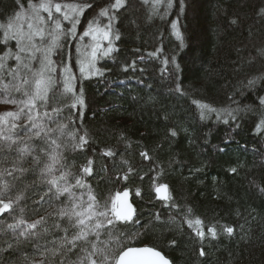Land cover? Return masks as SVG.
I'll return each mask as SVG.
<instances>
[{"label":"trees","instance_id":"trees-1","mask_svg":"<svg viewBox=\"0 0 264 264\" xmlns=\"http://www.w3.org/2000/svg\"><path fill=\"white\" fill-rule=\"evenodd\" d=\"M21 2L26 6L28 0ZM54 2L92 4L93 8L79 16L77 38L61 41L53 49L55 98L49 111L52 107L62 111L52 114L54 123L43 116L41 122L52 128L65 124L67 133H86L88 144L76 147L78 135L72 139L57 132L52 137L60 145L55 149L60 164L54 174H68L61 187L73 185L69 193L59 194L54 188L49 193L51 176L41 174L48 162L44 154L33 153L40 156L39 167L30 157L17 165L26 171L14 172L18 177L14 181L8 178L14 183L9 197L22 198L14 211L0 216V264H33L45 248L63 242L65 229L70 239L74 230L58 213L74 199L83 197L86 202L91 191L103 201L124 190L131 195L140 226L119 228L131 233L123 246L154 247L172 264H264V104L260 102L264 98V0H182L183 7L181 0H125L126 7L116 11L112 21L115 50L107 56L97 54L95 66L103 75L80 73V61L88 57L92 43L89 36L79 37L90 22L107 26L108 20L99 13L102 8L111 9L115 0ZM15 11L16 0H0V25H6ZM9 49L15 53V42H5L0 35V53ZM5 60L7 66L15 64L6 55ZM40 66L39 61L29 62L33 71ZM65 66L76 77V96L83 90V105L71 107L76 96L62 94L69 74L63 71ZM10 80H0V113L20 107L3 102L22 98ZM25 121L21 115L15 122ZM4 127L7 132L8 126ZM170 130L177 135L172 137ZM14 131L18 134L14 139L28 140L33 135L21 128ZM29 143L44 146L42 140ZM108 149L116 155L105 156ZM143 151L151 160L141 157ZM6 157L9 163L0 164V169L12 168L15 147ZM89 160L90 176L82 171ZM128 167L134 172L127 181L115 179ZM232 168L237 172H231ZM76 177L85 187L75 186ZM158 184L169 186L171 200L157 198L154 187ZM156 213L159 221H154ZM40 217L44 221L36 236H18L26 224L7 228ZM197 219L203 222V240L196 236L201 227ZM229 226L234 228L232 234L224 231ZM209 227L216 228L214 238L207 232ZM200 248L205 251L203 257ZM79 255V249L73 250L65 264H73ZM55 260L49 253V264Z\"/></svg>","mask_w":264,"mask_h":264},{"label":"snow or ice","instance_id":"snow-or-ice-1","mask_svg":"<svg viewBox=\"0 0 264 264\" xmlns=\"http://www.w3.org/2000/svg\"><path fill=\"white\" fill-rule=\"evenodd\" d=\"M16 4L17 11L12 13V17L8 23L6 25H0V28H3L0 35H3L5 42L11 40L16 44L15 53L10 49L7 50L6 54L0 53V73H3V76H0V80L5 77H11L9 85L22 97L19 100L7 98L3 101L4 103L18 104L20 106L18 111L0 113V164L9 163L6 153H10L13 147H15L17 153V159L12 162L13 166L11 169H0V216L14 211V204L22 198L20 195H17L15 199L9 197V193L14 188V183H10L8 178H12L14 181L18 179V177L14 176V172L23 173L26 171V169L17 167V165L25 163L28 157L35 162L37 167L42 163L40 156L33 155V153H42L47 156L48 162L44 163L41 174L51 176V179L47 181L50 186L49 193L52 192L53 188L59 194L69 193L71 187H73L71 184L61 187V182H67L68 180V174L66 172H60L59 176L54 174L56 165L60 164V157L55 149L59 148L60 145L52 137L57 132L61 136H64L67 133L68 126L61 123L56 128L47 127L41 122V116L47 118L50 124L54 123L52 114L58 115L62 111L58 107H52L49 111L50 102L55 98L51 75L55 69L51 67L54 61L50 58L53 49L58 48L61 41H67L69 38H77L76 29L80 22L79 16L83 14L85 9L93 8L92 4H85L81 7L78 4L73 6L56 3L54 0H39L38 3H34L33 0H28L26 6L21 0H16ZM181 6L183 7L182 0ZM124 7H126L125 0H115V3L111 5V9L102 8L100 10V16L106 18L108 24L102 32L97 28L95 33H99V40L107 41L108 46L105 48L102 43L97 42L91 48L90 57L80 61L81 66L79 71L82 75L85 72L90 75H103L95 66L97 54L101 53L107 56L115 50L112 44V21L115 18L114 13ZM63 21L71 24V27L67 31L64 30ZM235 22L233 21V23ZM89 28H91V22ZM89 35H92L94 40L97 39V35L89 30H86L79 38L83 39V37ZM116 39H119V36H116ZM38 53L40 56L37 55ZM5 55L7 59L14 60L15 64L7 66ZM261 55H264V50H261ZM30 61H39L40 68L33 71L29 67ZM134 65L135 61L133 62ZM63 71L69 74L63 81L62 94L76 96V88L73 84L76 77L71 74L69 66H65ZM249 83H252V81H249ZM56 86H59V82H57ZM6 90L7 86L5 88ZM50 93L51 96L49 95ZM82 97L83 90L81 89L79 96H76L75 102L71 107L83 105L84 101ZM260 102L264 104V98H261ZM41 108L44 109L42 114L40 111ZM213 111L215 110L213 109ZM21 115L26 117L25 124L15 122L20 120ZM229 115L233 114L230 112ZM233 118L235 117L233 116ZM10 120L12 121L11 123ZM4 126H8L7 132ZM17 128H21L24 131H31L33 135L28 137V140L20 138L14 139V135L18 137V134L14 131ZM67 135L72 139H76L78 133H67ZM170 135L175 137L177 133L175 130H170ZM86 137V133L84 135H78L79 143L76 147L82 149L88 144ZM33 139L42 140L44 146L39 147L33 143H29ZM104 155L115 156L116 153L108 149ZM140 155L145 160H151L147 151L141 152ZM91 165L92 161L89 160L88 166L82 168L83 173L89 176L92 175L93 169ZM230 171L236 173L237 169L232 168ZM133 172L134 169L128 167L127 171L122 174L118 173L115 179L127 181L129 174ZM75 186L82 188L85 187V183L81 178L76 177ZM168 189L169 186L167 184L156 185L154 191L157 194V198L165 201L171 200L172 196ZM128 195V190H124L123 193L117 192L115 196L110 195L108 199L101 201L89 191L86 202L83 200V197H80L78 200L74 199L70 203V207L61 209L58 213L61 219L66 218L68 220L74 230V234L69 239L68 230L65 229L63 242L58 247L52 249L45 248L40 253L41 258L34 259L33 264H49V253L51 257L56 258L55 264H65L67 255L73 253V250L76 249H79L82 255L77 256L73 264H171V261L161 251L155 248H132L123 246V239H130L131 233L119 232V228L122 226H140V220L135 218L132 205L127 203ZM137 195H139V190H137ZM41 200H43V197H41ZM160 219V214L156 213L154 221H159ZM43 221V217L31 223L21 220L18 223L8 224L7 228L15 230L20 228L21 224H26V228L20 231L18 236H23L27 239L30 236L37 235L36 230L38 225L42 224ZM195 223L201 225L196 230V236L200 240H203L205 238V230L202 226L203 222L197 219ZM56 227H59V224ZM189 227H192L190 222ZM224 231L232 234L234 228L229 226ZM207 232L213 238L216 236L215 227L207 228ZM102 237L105 239H102ZM172 243L174 244L175 241H172ZM81 244L83 247L80 246ZM113 245H116L119 250L113 248ZM199 255L201 257L205 256L203 248H200Z\"/></svg>","mask_w":264,"mask_h":264},{"label":"rangeland","instance_id":"rangeland-1","mask_svg":"<svg viewBox=\"0 0 264 264\" xmlns=\"http://www.w3.org/2000/svg\"><path fill=\"white\" fill-rule=\"evenodd\" d=\"M33 2H34V3H38L39 0H33ZM56 3H57V2H56ZM62 4L73 5V6H75L74 4H69V3H62ZM43 15H46V14H43ZM67 23H68V24H67ZM66 24L68 25L69 28L71 27V24H70L69 22H67V21H63V26H66ZM97 28L100 29V32H102L103 29H104L103 27H99V26H91V28L88 29L89 31H93L94 34L97 35V39H96V40L93 39V36H92V35H89V38H90V41H91L92 44H91L90 50H89V52H88V57H90V55H91V48H92L97 42L102 43V44L104 45V47L107 48V46H105V42H107V41H100V40H99V33H95V30H96ZM98 54H101V53H98ZM101 55H102V54H101ZM2 109H3V107H0V110H2Z\"/></svg>","mask_w":264,"mask_h":264},{"label":"water","instance_id":"water-1","mask_svg":"<svg viewBox=\"0 0 264 264\" xmlns=\"http://www.w3.org/2000/svg\"><path fill=\"white\" fill-rule=\"evenodd\" d=\"M120 193H123V191L122 192H120ZM129 193V192H128ZM127 203H130L131 205H132V208L134 209V212H135V206H134V203L132 202V200H131V195H130V193H129V195H128V197H127ZM129 247H132V248H144V247H150V248H154V247H151V246H148V245H140V246H129ZM156 249V248H155ZM156 250H158V249H156ZM158 251H160V250H158ZM162 254L167 258V259H169L163 252H162ZM170 260V259H169ZM171 261V260H170ZM171 264H172V262H171Z\"/></svg>","mask_w":264,"mask_h":264}]
</instances>
